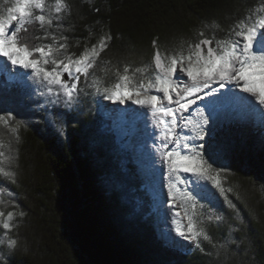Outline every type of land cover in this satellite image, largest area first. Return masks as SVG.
<instances>
[{"label": "trees", "instance_id": "trees-1", "mask_svg": "<svg viewBox=\"0 0 264 264\" xmlns=\"http://www.w3.org/2000/svg\"><path fill=\"white\" fill-rule=\"evenodd\" d=\"M11 2L0 0V15ZM66 2L71 13L64 14L59 31L55 27L49 31L67 37L69 53L78 56L102 36L111 37L94 71L102 87L113 83L114 69L122 71L125 65L130 70L146 68L136 73V80L147 83L154 78L156 48L164 55L181 49L187 55L188 44L202 38H229L239 20L264 4V0ZM28 35L43 32L30 26ZM94 77L81 78L69 107L63 97L59 105L50 104L54 96L39 95L42 90L32 84L26 88L6 82L0 74V114L11 110L25 125L19 130V143L12 141L16 160L10 168L16 182L0 183L6 185L0 192V211L5 216L9 210L15 213L12 229H0V264H264V127L247 117L210 126L198 144L215 145V167L229 169L222 174L223 186L233 189L228 196L236 209H229L209 184L197 196V210L203 220L200 227L212 243L201 238L204 252L191 242L172 246L152 232V200L137 157L119 147L97 113L103 94L92 86ZM3 131L7 143L11 137ZM216 215L223 219H207ZM8 238L17 241L14 249L8 248Z\"/></svg>", "mask_w": 264, "mask_h": 264}, {"label": "snow or ice", "instance_id": "snow-or-ice-1", "mask_svg": "<svg viewBox=\"0 0 264 264\" xmlns=\"http://www.w3.org/2000/svg\"><path fill=\"white\" fill-rule=\"evenodd\" d=\"M65 13H71L66 0H54V3L48 0H12L5 14L0 15V58H5V66L10 63L13 69L26 70L20 74L21 77L27 75L28 81L46 90L39 95L55 97L48 103L59 105L63 97L64 104L70 107L79 92L81 78L87 80L90 75L94 77L97 62L111 37L102 36L78 56L69 53L67 37L49 31L53 27L59 31ZM30 26L42 31L43 35L29 36ZM203 35L201 32L200 36ZM47 39H51V43L31 42ZM153 46L156 47L155 41ZM152 64L154 78H149L147 83L136 80V73L142 74L146 68L130 70L125 65L122 71L114 69L113 83L102 87L101 80L94 77L92 86L106 100L120 104L131 101L151 113L154 127L160 133L158 139L161 143L156 151L161 165L166 168L168 203L173 206L170 232L194 243L195 248L204 252L201 238L209 243L212 241L205 229L200 227L203 220L197 210V196L211 184L229 209L235 210L236 205L228 196L233 189L223 186L226 177L222 174L229 169L215 167V145L195 141H204L206 126L216 123L217 94L229 85L232 98L250 106L248 97L254 98L255 106H251V111L264 124V4L254 6L239 20L230 29L229 38L215 41L202 38L195 44H188L187 55L183 49L164 55L156 48ZM29 72L30 75L27 74ZM233 89L248 96L237 95ZM197 101L204 102V107H197L192 113L191 108ZM140 115L143 116V113ZM23 126L24 121L18 119L13 111L0 114V183L16 182V173L10 168L16 160L12 141L19 143V130ZM4 129L11 137L7 143ZM184 130H189L191 135L184 134ZM179 185L184 188L181 190ZM190 185L195 194L189 190ZM5 187H0V192ZM236 199H240L239 194H236ZM177 200L183 209V217L175 208ZM14 214V210L7 211L6 216L4 211H0V229H12L10 221ZM19 215L22 217L24 213ZM207 219L220 221L223 216H208ZM7 245L9 249H14L17 241L8 238ZM213 247L216 245L213 244Z\"/></svg>", "mask_w": 264, "mask_h": 264}, {"label": "rangeland", "instance_id": "rangeland-1", "mask_svg": "<svg viewBox=\"0 0 264 264\" xmlns=\"http://www.w3.org/2000/svg\"><path fill=\"white\" fill-rule=\"evenodd\" d=\"M25 72L26 70L18 67L13 69L10 63L5 66V58H0V74L6 82H18L23 85L32 84L31 81L27 80V75L23 78L21 77L20 74ZM27 74L30 75V72ZM32 85L34 88L36 87V85ZM230 88L231 86L229 85L225 89H221L220 93L217 94L219 99L217 104L218 115L216 123L233 118L239 119L247 117L251 119L254 124L264 127V124H261L256 118V114L251 111V106H255L254 98L248 97L249 101H251L250 106L243 101L232 98L229 93ZM35 89H41L42 92L46 91L42 87H36ZM233 91L237 95L248 96V94L240 93L238 89H233ZM225 94L228 95L225 96ZM207 99L206 97L205 100ZM99 105L97 113L103 120V126H110L109 128L113 131L119 147L136 156L139 161L141 167L140 175L146 183L145 187L147 193L152 200L151 205L154 217L152 218L151 228L153 234L161 241L172 246L189 243V241L177 237L175 232H170L172 227L173 206L168 203L169 197L166 187L167 179L165 176L166 168L161 165L159 153L156 151L161 143L158 139L160 133L159 130L154 127L151 113L147 109L133 104L131 101L120 104L102 98ZM197 107H204V102L197 101V103L192 106L191 112L194 113ZM141 113H143V116L140 115ZM189 114L190 113H185V115ZM211 125L213 124L210 123L206 126L205 134L208 132ZM184 134L191 135V132L189 130H184ZM199 141L200 140H196L195 143ZM182 175L186 176L189 174ZM178 187L181 188V190L184 188L183 185H179ZM189 190L194 191L193 186L190 185ZM179 204L180 202L178 200L175 201V208L179 211L180 216L183 217V211L182 208L179 207Z\"/></svg>", "mask_w": 264, "mask_h": 264}]
</instances>
